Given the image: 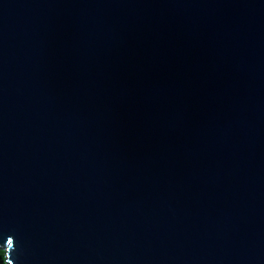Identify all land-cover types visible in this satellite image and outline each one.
Listing matches in <instances>:
<instances>
[{
  "label": "water",
  "instance_id": "1",
  "mask_svg": "<svg viewBox=\"0 0 264 264\" xmlns=\"http://www.w3.org/2000/svg\"><path fill=\"white\" fill-rule=\"evenodd\" d=\"M0 248L264 264V0H0Z\"/></svg>",
  "mask_w": 264,
  "mask_h": 264
},
{
  "label": "snow or ice",
  "instance_id": "2",
  "mask_svg": "<svg viewBox=\"0 0 264 264\" xmlns=\"http://www.w3.org/2000/svg\"><path fill=\"white\" fill-rule=\"evenodd\" d=\"M6 242H7L8 245H12L13 244V240L11 238L7 239ZM4 255H5V250L4 249H0V258H3ZM4 264H10V262L5 260Z\"/></svg>",
  "mask_w": 264,
  "mask_h": 264
},
{
  "label": "trees",
  "instance_id": "3",
  "mask_svg": "<svg viewBox=\"0 0 264 264\" xmlns=\"http://www.w3.org/2000/svg\"><path fill=\"white\" fill-rule=\"evenodd\" d=\"M3 262H4V257L3 258H0V263H3Z\"/></svg>",
  "mask_w": 264,
  "mask_h": 264
}]
</instances>
